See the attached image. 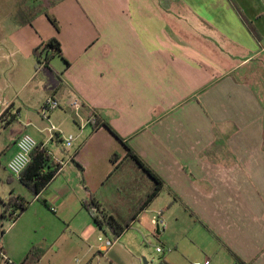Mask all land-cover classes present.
Listing matches in <instances>:
<instances>
[{
    "label": "crops",
    "instance_id": "1",
    "mask_svg": "<svg viewBox=\"0 0 264 264\" xmlns=\"http://www.w3.org/2000/svg\"><path fill=\"white\" fill-rule=\"evenodd\" d=\"M42 5L28 20L0 29V76L7 72L15 87L9 100L0 85V244L6 256L2 233L13 210L2 220L4 204L23 197L18 184L25 187L7 164L17 139L30 134L50 156L45 171L52 164L59 170L40 194L24 197L30 205L16 222L34 208L32 219L41 227L52 217L87 236L93 227L84 202L90 200L126 221L130 217L107 211L102 191L125 165L128 173L136 170L151 181L133 185L136 205L154 187L128 156L132 150L165 183L154 201L165 193L170 201L199 207L203 226L226 239L230 252L244 263L264 264V81L254 76L262 72L255 65H264V0ZM52 39L62 54L50 61L51 68L38 65L33 51ZM49 98L60 106L45 115ZM73 100L81 103L78 112ZM116 186L122 189V182ZM177 248L191 263L220 257L212 239L200 255L189 244Z\"/></svg>",
    "mask_w": 264,
    "mask_h": 264
},
{
    "label": "rangeland",
    "instance_id": "2",
    "mask_svg": "<svg viewBox=\"0 0 264 264\" xmlns=\"http://www.w3.org/2000/svg\"><path fill=\"white\" fill-rule=\"evenodd\" d=\"M43 3H48V0H37L36 4H31L29 0H0V29L3 27L10 30L12 25L28 20L43 8ZM7 61L10 62V60ZM229 64L239 65L240 61H229ZM248 67H254V65ZM255 67L262 72L254 76L264 81V65L256 64ZM241 72L238 71L237 77H240ZM6 73L0 76V85L6 93V99L10 100V93L15 87ZM242 79L253 83L251 76L244 75ZM254 87L256 88L257 85ZM135 172L136 170L128 173L127 165H125L104 187L102 194L108 199L105 208L112 215L122 219L130 217L138 206L136 205L138 195L132 192L133 185L139 182V185L144 187L147 186V182L151 183L149 178L139 177ZM140 175L145 176L142 173ZM119 182H122V189L116 186ZM17 190L23 197H29L31 200L34 197L33 193L21 184H18ZM112 194L115 197H109ZM168 197L170 196L165 193L158 197L151 203L149 209L142 213L140 220L120 237L113 235L108 228L99 229L93 224L92 218L93 232L88 231L87 236H78L63 223L52 222L54 221L52 217H49L51 223L49 222L48 227H41L42 222L38 218L32 219L33 208L19 223L4 222L3 242L7 244L9 261L0 259V264H21L26 259L28 264L33 262L37 264H193L184 257L177 246L189 244L200 255L202 249L206 250L209 239L220 247V257H210L213 264H233L231 252L226 248L227 240L213 229L209 232L203 226L199 207L175 203ZM163 210L164 216L160 220L159 216ZM51 215L54 216L52 213ZM27 220L28 224H26ZM43 221L44 224L47 222L44 219ZM99 236L111 239L113 246L107 251H101L102 243L98 241ZM45 238L49 239L48 242L51 240L49 244L47 243L48 245L39 243L44 242ZM79 238H83L84 242ZM182 241L184 242L181 243ZM34 247L44 252L43 257L38 261L30 254Z\"/></svg>",
    "mask_w": 264,
    "mask_h": 264
},
{
    "label": "trees",
    "instance_id": "3",
    "mask_svg": "<svg viewBox=\"0 0 264 264\" xmlns=\"http://www.w3.org/2000/svg\"><path fill=\"white\" fill-rule=\"evenodd\" d=\"M49 20L52 24L59 29V24L57 20L47 14ZM61 46L56 39L50 40L44 48L40 49L37 48L33 51V56L35 57L38 65H45L48 68H51L50 61L56 56L61 55ZM95 128L99 125L100 121L96 118ZM112 132L118 136V134L109 126L107 125ZM130 158H132L154 181V187L151 191L146 195V197L138 204L133 214L130 216L129 219L126 221H120L113 216L108 215L105 211L100 208V205L97 204L94 200H90L84 202V208L90 213L94 224L101 230L108 228L113 235L116 237H120L124 232L130 230L135 222H137L140 214L144 212L154 199L159 195L160 191L164 188L165 183L162 178L157 175L152 169H150L141 159L140 157L130 150L128 154ZM117 157V156H116ZM115 156L113 161L117 159ZM51 159L48 155L47 151L43 149L40 145L34 150L32 153V162L24 171L20 183H22L29 191L34 194H40L42 190H44L47 185L51 182V180L55 177L56 173L59 170L58 165H53L48 168L47 171L45 169L49 166ZM30 202L26 200L24 197H17L12 198L4 204V212L2 214V220H5L6 214L13 210V213L10 214L9 218L13 222H16L21 215L28 209ZM97 210V213H95ZM4 234V231L3 233ZM35 259L38 261L40 260L44 252L38 248H33L30 253ZM236 264H247L242 262L236 255L232 252ZM9 261V260H8ZM7 261V262H8ZM21 264H28L27 259ZM31 264H37L33 262Z\"/></svg>",
    "mask_w": 264,
    "mask_h": 264
},
{
    "label": "built area",
    "instance_id": "4",
    "mask_svg": "<svg viewBox=\"0 0 264 264\" xmlns=\"http://www.w3.org/2000/svg\"><path fill=\"white\" fill-rule=\"evenodd\" d=\"M70 105L72 108L75 109L76 112H78L81 108V103L79 100H73ZM59 106L60 103L57 100L49 98L44 104L42 113L47 115V113L57 109ZM73 139V136H70L65 141V146L70 147L73 142ZM16 147L17 151L14 156L9 160L7 164V170L15 180L20 181L24 171L32 162V153L38 147V143L30 134H23L17 139ZM52 211H55V209H52ZM94 211L95 213H97V210L94 209ZM98 241L102 243L101 251H107L108 248L113 246L112 240L105 239L103 236H99ZM158 251H160L159 248ZM0 258L3 260H9L4 251L2 250L1 244ZM193 264H210V260L208 259L203 262H194Z\"/></svg>",
    "mask_w": 264,
    "mask_h": 264
}]
</instances>
